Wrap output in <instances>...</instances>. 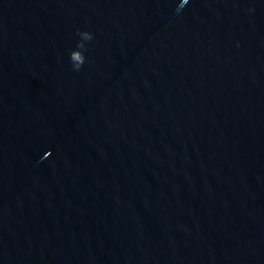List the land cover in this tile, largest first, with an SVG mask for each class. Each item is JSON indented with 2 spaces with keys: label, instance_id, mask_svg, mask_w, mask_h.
Returning <instances> with one entry per match:
<instances>
[{
  "label": "water",
  "instance_id": "1",
  "mask_svg": "<svg viewBox=\"0 0 264 264\" xmlns=\"http://www.w3.org/2000/svg\"><path fill=\"white\" fill-rule=\"evenodd\" d=\"M0 264H264V0H0Z\"/></svg>",
  "mask_w": 264,
  "mask_h": 264
}]
</instances>
